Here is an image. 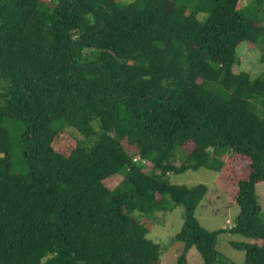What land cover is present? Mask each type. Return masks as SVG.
I'll return each mask as SVG.
<instances>
[{
    "label": "trees",
    "instance_id": "16d2710c",
    "mask_svg": "<svg viewBox=\"0 0 264 264\" xmlns=\"http://www.w3.org/2000/svg\"><path fill=\"white\" fill-rule=\"evenodd\" d=\"M245 8L0 0V264H160L150 221L176 206L175 264L191 247L204 264H237L216 250L223 229L195 216L206 185L169 181L201 167L222 172L231 155L246 171L227 230L249 241L230 244L242 264H264V73L235 67L264 15ZM67 131L74 144L58 150Z\"/></svg>",
    "mask_w": 264,
    "mask_h": 264
},
{
    "label": "rangeland",
    "instance_id": "374dc122",
    "mask_svg": "<svg viewBox=\"0 0 264 264\" xmlns=\"http://www.w3.org/2000/svg\"><path fill=\"white\" fill-rule=\"evenodd\" d=\"M181 1L192 5L196 0ZM242 4L246 7L245 13L260 9L261 15H264V0H242ZM237 52L240 61L235 66L236 70L243 69L252 77L264 73V31L255 44L247 46V43H244ZM73 144L74 138L68 131L60 134L55 140V146L58 150L68 149ZM228 156L230 155L227 154ZM232 156L226 159L227 165L222 172L201 167L197 170L171 174L169 181L186 186L206 185L207 193L196 208L195 216L199 223L209 231L223 229L216 236V250L224 259L242 264L245 257L244 251L235 249L230 242H247L249 239L238 234H232L227 229L234 224V219L238 214V206L234 201L237 191L236 182L239 177L245 174L246 161L234 159V156ZM179 163V160L175 162L176 165ZM14 169H17V167L14 166ZM119 180L120 176H112L107 179V185L112 188ZM256 193L262 208L261 217L264 220V182L256 185ZM181 213L182 207L176 206L171 211H157L151 218L152 227L147 237L161 244L162 255L160 264H175L179 255L183 244L180 241H174L173 236L181 227ZM186 257V264H204L201 255L195 247H191L188 250Z\"/></svg>",
    "mask_w": 264,
    "mask_h": 264
}]
</instances>
